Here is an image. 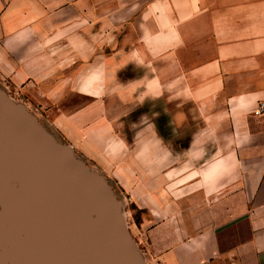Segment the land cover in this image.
Instances as JSON below:
<instances>
[{"label":"crops","instance_id":"crops-1","mask_svg":"<svg viewBox=\"0 0 264 264\" xmlns=\"http://www.w3.org/2000/svg\"><path fill=\"white\" fill-rule=\"evenodd\" d=\"M128 35L186 56L102 145L144 263L264 264V0H0V87L46 108L89 100L106 74L90 54Z\"/></svg>","mask_w":264,"mask_h":264},{"label":"water","instance_id":"water-1","mask_svg":"<svg viewBox=\"0 0 264 264\" xmlns=\"http://www.w3.org/2000/svg\"><path fill=\"white\" fill-rule=\"evenodd\" d=\"M0 264H145L103 178L1 90Z\"/></svg>","mask_w":264,"mask_h":264},{"label":"rangeland","instance_id":"rangeland-1","mask_svg":"<svg viewBox=\"0 0 264 264\" xmlns=\"http://www.w3.org/2000/svg\"><path fill=\"white\" fill-rule=\"evenodd\" d=\"M122 23L123 29H127V33L135 32L132 25L134 21ZM167 39V37L119 36L113 38V43L117 40L115 50H111V45H108L99 47V51L90 54L95 57L97 75L99 71L106 74L103 80L97 78L103 83L97 81L96 94L89 100L53 101L50 102L51 106L46 108L39 102L28 101L22 96H14L7 85L2 84L0 87V90L13 103L23 106L26 112L57 144L68 147L77 161L103 178L119 203V213L123 218L124 226L141 257L142 247L141 243L136 242L135 231L139 213L125 201L126 196L117 181L112 178L110 173L104 171L105 150L102 145L107 140L106 137L109 136L111 129L116 126L118 128L123 120L127 121L129 125L135 123L136 108H142V102H140L142 98H151V94L163 92L162 87L158 89L157 82L166 79L168 71L170 73L175 71L176 76L182 75L185 71V54L168 51V46L171 45L168 44ZM126 63L127 68L121 71V67ZM80 64L82 66L87 62L81 61ZM120 77L125 81L121 83ZM176 87L179 91L182 86L178 83ZM81 88L85 87L81 86ZM198 89V84H193L191 91H198ZM122 96L123 102H121ZM137 102H140L138 106ZM62 105L66 107L64 111L68 112L69 116L58 115L61 112L58 107ZM123 108H128V118L120 117L119 112ZM113 134L120 135L118 130Z\"/></svg>","mask_w":264,"mask_h":264},{"label":"built area","instance_id":"built-area-1","mask_svg":"<svg viewBox=\"0 0 264 264\" xmlns=\"http://www.w3.org/2000/svg\"><path fill=\"white\" fill-rule=\"evenodd\" d=\"M264 110V105L261 103L259 106H258V109L257 111H255L256 114H261Z\"/></svg>","mask_w":264,"mask_h":264}]
</instances>
